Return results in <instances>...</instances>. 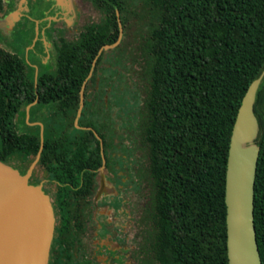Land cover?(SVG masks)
Returning a JSON list of instances; mask_svg holds the SVG:
<instances>
[{"label":"trees","instance_id":"16d2710c","mask_svg":"<svg viewBox=\"0 0 264 264\" xmlns=\"http://www.w3.org/2000/svg\"><path fill=\"white\" fill-rule=\"evenodd\" d=\"M83 2L99 21L61 39L53 70L37 79L24 57L0 43V160L9 165L39 152L42 128L26 120L34 105L45 131L42 164L55 167L67 146L68 161H86L68 164V205L92 192L93 169L104 161L123 169L135 154L136 191L141 181L149 187L138 264H229L228 160L243 100L264 73V0ZM130 60L139 79L131 85L121 72ZM255 114V225L264 264V81ZM138 152L147 157L145 173Z\"/></svg>","mask_w":264,"mask_h":264},{"label":"flooded vegetation","instance_id":"af4514ba","mask_svg":"<svg viewBox=\"0 0 264 264\" xmlns=\"http://www.w3.org/2000/svg\"><path fill=\"white\" fill-rule=\"evenodd\" d=\"M80 3L84 5L83 0H80ZM22 8V16L13 26L14 33L11 37L17 34L15 31L20 25L23 27L27 22L34 25L33 36L25 50L29 49V53L32 52L37 59L36 62L39 63H28L26 56L24 58L29 69L35 71L37 79L42 72L53 70L56 46L60 40L80 34L84 24L82 25L81 22L80 10L72 0H25ZM22 27L23 37V33L29 32ZM33 106L27 107L26 120L31 126H41L43 139L41 148L35 156H30L29 159L17 158L10 161L9 165L22 176H26L33 166L29 165L27 168V165L33 161L32 164H36L35 167L39 166L45 174L44 179H40L33 169L29 182L34 186H42L54 209L55 229L50 252L52 264H129L131 259L138 264V243H143L144 239L142 240V228H139L140 234L137 233L141 215H137L136 209L135 154L129 157V160H125L128 165L124 164L123 169L119 163L116 164L115 169H112L105 161L100 168L93 169L95 182L92 192L88 194L86 191L85 199L77 201L75 205H68V164L70 162L77 166L76 161H78L84 166L86 161L73 158L68 161L67 146L63 147L67 148V152L63 155L66 159H54L55 167L49 169L42 164L45 131L41 122L34 121ZM124 143L125 146L130 145L129 141ZM77 168L71 170L74 171L73 181L80 172L76 170ZM105 170L108 173L104 177ZM100 177H104L105 187L107 186L109 191L102 195L100 189L104 184L102 186L103 181H100ZM70 214L73 216L70 217ZM108 242L119 248H113Z\"/></svg>","mask_w":264,"mask_h":264},{"label":"water","instance_id":"95a60500","mask_svg":"<svg viewBox=\"0 0 264 264\" xmlns=\"http://www.w3.org/2000/svg\"><path fill=\"white\" fill-rule=\"evenodd\" d=\"M18 12L0 20V29L12 28L18 22L13 16L22 15ZM263 81L264 73L249 88L231 140L226 184L229 264H263L255 225V186L261 153L255 104ZM35 165L22 176L0 160V264H49L55 217L42 186L29 182Z\"/></svg>","mask_w":264,"mask_h":264},{"label":"rangeland","instance_id":"374dc122","mask_svg":"<svg viewBox=\"0 0 264 264\" xmlns=\"http://www.w3.org/2000/svg\"><path fill=\"white\" fill-rule=\"evenodd\" d=\"M72 1L74 2V4L78 7V9L81 12L82 25L86 24V23H89V22L99 21V14L94 12L92 10V8H90L89 6L82 5L80 3V0H72ZM24 4H25V0H6L5 13L0 14V20H2V21L6 20L11 14H14L16 11H19L20 13H22V10H23L22 7L24 6ZM21 16L16 17V15H15L13 17L15 19H18V21H19ZM24 25H26V26H24ZM21 27H22V25H20V27H18L16 29L15 33H17V34H14V37H11L12 34L14 33L13 29H12L13 27L12 28L11 27H5V28L0 29L1 46L5 50H7V51H9L11 53H19L22 57L26 56V59H27L28 63L32 62V63L36 64L38 61L36 62L37 59H35L34 54L32 52L29 53V49L25 50V47L29 44V41L31 40V38L33 36L32 33H33L34 25L31 22H27L26 24H23L22 28L26 29V31L29 32V33H23L24 34L23 37L21 36L22 35ZM19 35L21 36V39H20ZM130 64H131V60H130L129 63H127V67L130 70V71L128 70L129 73H127L128 71L126 69H122V71H121L122 73H125L127 75L126 79H127L129 84H130V82L134 83L135 81L139 80V79L137 80V78L135 77V72L137 70L136 66H131ZM131 70H133L132 73H131ZM30 71L33 72V69L30 68ZM34 73H35V71H34ZM36 73H39V71H36ZM129 131H131V130H129ZM143 153L144 152H138L137 153V158L141 159V165L138 166V169H140L141 167H144L145 171H143V173H145L146 169L148 167L147 166L148 165V160H147V157H144L145 153L144 154ZM32 163H33V161L30 162L27 165V168L29 167V165H34ZM34 172L37 174V176L40 179H44L45 174H44V172L42 170L39 169V166L38 167H34ZM107 173L108 172L105 170L103 172V176L105 177L107 175ZM104 177H100V179H101L100 181H103L102 182V186L104 184L103 188L100 189V195L109 192V191H107L108 190L107 186L105 187V179H104ZM141 184H142V186L140 187V189L138 191H136V194H137L136 195V209H137V215L138 216L143 211L144 207L146 205H148V201L147 200H148V196H149V187H148L147 182L146 181H141ZM49 188H51V187L49 186ZM52 189H55V188L52 187ZM52 208H53V206H52ZM53 211H54V209H53ZM54 217H55V215H54ZM137 233H138V235L140 234L139 227H138ZM108 243L110 245H113L112 246L113 248H117V249L119 248L118 246L114 245L111 242H108ZM129 264H135V262L131 259Z\"/></svg>","mask_w":264,"mask_h":264}]
</instances>
